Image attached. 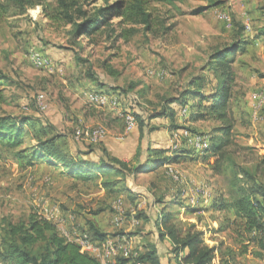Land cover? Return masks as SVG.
I'll return each instance as SVG.
<instances>
[{
	"label": "rangeland",
	"instance_id": "1",
	"mask_svg": "<svg viewBox=\"0 0 264 264\" xmlns=\"http://www.w3.org/2000/svg\"><path fill=\"white\" fill-rule=\"evenodd\" d=\"M105 1L92 0L89 8L102 5ZM214 1L220 3L213 7H209V0H174L172 6L156 4L154 13L164 22L154 33H146L141 26H135L127 40L120 38L113 42L103 31L93 36L91 41L80 38L74 44L67 33L69 27L50 22L41 14L38 5H17L13 1L0 0L6 8L0 16V70L12 81V85L2 87L6 95L3 110L16 118L29 116L35 119V129L40 124L47 125L48 132L59 135L60 144L68 151L75 148L80 152H90L89 158L97 159L102 150L107 149L109 155L132 162L133 146L126 143L120 149H110L112 146L106 142L109 128L104 124L101 126L107 129V135L102 141L92 144L74 139L77 126L101 124L85 121L79 115L80 109L89 111L93 107L96 118L104 116L117 120L107 107L103 111L89 104L87 94L95 90H131L125 93V96L128 94L126 102L135 98V113L147 118L151 112L160 109L163 97L177 94L193 75L201 73V67L211 51L234 40L236 31L243 26L244 39L250 44V51L236 53L235 71L253 74L257 80L253 84L246 81L233 85L230 110L234 119L233 136L245 155H239L235 160L249 166L243 158L254 161L264 155V140L253 133L252 123H263L264 112L260 113L263 118L253 120L250 100L248 102L254 91L264 87V0ZM220 11L230 17V25L218 17ZM163 27L170 29L163 32ZM34 53L46 59L47 64L36 65L32 60ZM108 69L117 75L111 74ZM148 69L165 70L167 75L162 79L150 77ZM203 73L209 76L208 71ZM41 93L46 98L47 109L44 111L35 103L37 94ZM122 121L120 118V137L138 136V147L145 149L151 140L157 141L158 138L163 146L171 144L169 122L164 118L146 120L147 126L141 133L138 125L132 132H125ZM179 123L189 126L184 120ZM215 124L218 123H197L200 131L206 133ZM114 125L116 127L118 123ZM254 128L261 130L256 124ZM26 130L20 147L0 144V220L2 217L23 219L33 211L54 213L65 221L67 228L73 227L77 231L88 230L85 221L90 220L108 236L129 235L135 250L141 243L137 240L142 233L148 240L159 238L158 219L165 206L167 211L179 212V223L192 222L203 230L208 245H216L220 241L232 244L233 230L214 232L218 221H222V215L206 211L207 207L204 210L203 206L207 204L204 203V196L194 195L191 191L196 185L206 184L214 196L218 195V190L224 193L226 180L231 178V169L226 177L214 178L205 162L189 159L177 165L171 164L181 176L179 181L167 175L163 165L135 177H126L123 184L126 187L129 184L128 193L109 194L102 191L98 185L101 178L76 189L61 173L38 163L28 166L27 161L18 162L13 158V152L34 143V130L29 127ZM191 193L195 196L194 203L190 201ZM178 195L179 199L175 200ZM118 197H123L126 212L121 226L113 224V206ZM191 208L196 212H189ZM97 210L98 213L93 214ZM133 218L139 221L135 226L131 225ZM167 244V238H159L158 251L164 264L169 260L166 257ZM250 251L252 257L241 256L236 264H264L255 255V247L251 246Z\"/></svg>",
	"mask_w": 264,
	"mask_h": 264
},
{
	"label": "trees",
	"instance_id": "2",
	"mask_svg": "<svg viewBox=\"0 0 264 264\" xmlns=\"http://www.w3.org/2000/svg\"><path fill=\"white\" fill-rule=\"evenodd\" d=\"M17 5H38L41 14L50 22L69 27L67 33L74 44L80 38H91L98 33L105 32L107 39L113 42L124 38L127 40L133 33L135 26H141L146 33H154L162 20L155 15L156 4L174 5V0H114L94 6L92 0H7ZM209 7L218 5L219 1L209 0ZM95 3V2H93ZM3 9V10H2ZM0 2V16L5 10ZM117 22H113L114 20ZM127 26V27H126ZM170 28L163 27V32ZM240 26L235 38L230 43L217 47L208 55L202 72L193 75L184 87L175 95L163 97L159 110L151 112L147 118H142L133 109L136 99H126L129 91L104 90L120 95L121 103L129 108L136 118V126L140 129L147 126L146 120L166 119L169 131L173 132L188 128L191 132H198L189 126H182L179 120L186 118L188 122L215 121L207 132L209 147L203 154L182 146L170 152L167 148L146 149V159L138 161L140 151L135 159L137 162H127L109 155L106 150L98 159L85 158L90 152L70 154L59 142L60 136L48 132L47 125L40 124L35 129L37 121L29 116L16 118L6 113L2 106L6 101L3 92L5 86L12 85L10 78L0 70V144L18 148L24 143L27 133L26 127L34 130V143L13 152V158L18 162L27 161L31 166L36 162H46L56 167H62L63 173L93 181L101 178L100 186L109 194L129 190L123 184L128 176L153 170L165 163H178L183 157H191L207 162L214 176L226 177L231 169V178L226 180L225 192L218 193L207 209L212 213H220L222 221H218L215 233L233 230L232 244L220 241L216 245L205 242V233L197 228L195 223L178 222V213L165 210L158 219V235L160 239L169 240V257L173 264H236L237 258L245 255L248 248L257 249L255 254L263 260L264 254V155L254 161L247 162L249 166L237 163L239 155H244L243 149L236 143L234 133V119L230 110L235 81V55L242 52L248 45L244 39ZM119 31L116 33V31ZM264 28H262V33ZM116 33V34H115ZM108 71L117 75L111 69ZM209 72L205 76L203 72ZM91 77V76H90ZM129 101V102H128ZM182 108H186V117L180 115ZM44 111V110H43ZM136 128V127H135ZM206 133V132H205ZM249 149V148H248ZM245 156V155H244ZM212 163H209L210 160ZM178 195L175 200L179 199ZM226 196V197H225ZM159 202H162L159 200ZM93 212V214H97ZM189 212L195 213L194 208ZM88 233L91 238L100 242L108 234L99 230L90 220H86ZM0 264H101L97 258L81 253L79 246L62 236L55 223L38 216L36 211L30 212L26 218L13 220L2 217L0 220ZM115 264H164L158 255L152 240L141 241L135 254L128 257L118 256Z\"/></svg>",
	"mask_w": 264,
	"mask_h": 264
},
{
	"label": "built area",
	"instance_id": "3",
	"mask_svg": "<svg viewBox=\"0 0 264 264\" xmlns=\"http://www.w3.org/2000/svg\"><path fill=\"white\" fill-rule=\"evenodd\" d=\"M218 17L222 19L227 25H230V17L225 12H218ZM246 29H248V26H246ZM32 60L36 65L42 66L47 64V60L44 58L42 59L37 53L32 55ZM147 74L150 77L158 79H162L167 75L165 70L157 69H148ZM86 97L88 103L93 106L100 108L107 107L115 110L116 115L123 119L126 132H130L136 127L137 122L134 114L129 108H123L121 97L117 93L107 92L104 90H95L89 92ZM35 99V103L39 109H47L46 98L43 93L37 94ZM250 108L252 110L251 117L253 120H259L260 118H263L260 113L264 112V87L254 91L250 95ZM186 114V108H182L180 115L182 117H186ZM106 135L107 129L101 125L94 127L77 126L74 130L73 137L75 140H85L89 143L95 144L102 141ZM182 146H185L198 154H203L209 147V136L205 132H191L188 128L171 132L170 152H173ZM164 169L166 174L169 175L173 180H181V176L172 168L171 163H165ZM191 191L194 193V195L202 194L204 198L210 196V190L206 184L196 185L191 189ZM194 198L195 196H193L191 193L190 201L192 203L195 201ZM113 209V224L115 226H121L126 212L120 199L115 201ZM37 214L39 217L55 223L60 234L69 241L76 243L79 246L81 253L94 256L101 264H115L116 258L118 256L128 257L132 254H135L133 241L129 235L121 234V236H108L105 238V240L96 242L86 232L77 231L73 227L67 228L65 221L61 218H58L54 213L45 214L37 211ZM70 221H73V217H70ZM138 223L139 221L136 218H133L131 221L132 226H135Z\"/></svg>",
	"mask_w": 264,
	"mask_h": 264
},
{
	"label": "crops",
	"instance_id": "4",
	"mask_svg": "<svg viewBox=\"0 0 264 264\" xmlns=\"http://www.w3.org/2000/svg\"><path fill=\"white\" fill-rule=\"evenodd\" d=\"M250 51V44H248L246 47H245V49L242 51V53H245V52H249ZM242 70V69H241ZM243 71H238V72H236L235 71V81H234V84H236L237 82H239V83H244V82H246V81H249L250 83H254L257 79H255V77L253 76V74H244V73H242ZM165 78V77H164ZM249 100H250V97H249V99H248V102H249ZM91 106V105H90ZM94 109L95 108H93V107H91V110H89V111H87L86 109H80V112H79V115L81 114V116H82V118L85 120V121H89V122H95V123H101L100 125H102V124H104L105 126H108V128H109V135H108V137H107V143H108V145H111L112 146V148H110V149H114V148H118V149H120V148H122L126 143H130L131 144V146H133L131 149H132V151H133V160H132V163H135V162H137V160L135 159V155H136V153H137V151L139 150L140 151V156H139V159H138V161L140 160V161H144L145 159H146V149H147V147L148 146H151L152 148H167V146H163V144H162V141L160 140V138H158L157 139V141H152L151 140V142H150V145H148V146H146L145 147V149H143V148H141V147H138V140H137V137L138 136H131V137H128V138H124V139H122L121 137H120V132H119V117L116 115V112H115V110H112V109H110V108H107L111 113H112V115L117 119L116 121L115 120H112V118H105L104 116L103 117H99V118H96V116H95V114L93 113V111H94ZM96 109H99V108H96ZM100 110H103L104 111V109L103 108H101ZM107 111V110H106ZM119 118V119H118ZM184 119V121H185V124L186 125H189V127L190 128H193V129H196L198 132H202V131H200V127L197 125V123H199V122H201V121H199V122H188L187 120H186V118H183ZM180 121H182L181 119L179 120V122ZM123 122V121H122ZM115 123H118V126L116 125V127H115ZM253 123V133H257V135H258V137H261V138H263V140H264V121H263V123H260V122H252ZM123 124H124V122H123ZM255 124L256 125H259L260 127H261V130L259 129V130H256L254 127H255ZM135 129V128H134ZM133 129V130H134ZM124 130H125V124H124ZM132 130V131H133ZM132 131H130V132H132ZM126 132V131H125ZM129 133V132H128ZM111 134V135H110ZM165 138L163 137L162 138V140H164ZM110 146V147H111ZM262 148H264V144H263V147ZM65 149V148H64ZM66 150V149H65ZM107 150V149H106ZM66 151H68V150H66ZM107 151H109V150H107ZM70 154H75V153H78V152H80L79 150H77V149H73V150H71V151H68ZM110 152V151H109ZM108 152V153H109ZM262 152L264 153V149L262 150ZM89 155H90V153H88V154H85L84 155V157L85 158H89ZM112 155V154H111ZM88 156V157H87ZM114 156V155H113ZM115 157H117V156H115ZM119 158V157H118ZM90 159H93V158H90ZM98 159V158H97ZM120 159V158H119ZM189 159H194V158H191V157H183V158H181L180 159V161L179 162H182V161H184V160H189ZM198 160H200L199 158H198ZM200 161H202V160H200ZM212 159L210 160V162L209 163H212ZM178 162V163H179ZM202 162H204V161H202ZM36 163H38V165H40V166H42V167H45V168H47V169H52V170H54V171H56L55 173H61L62 175H64V177L65 178H67L68 180H70L73 184L72 185H74L75 186V188L76 189H78L79 188V186H83V185H85V186H87L86 184H89L91 181H85V180H82V179H80V178H76V177H72V176H69V175H67L66 173H63L62 172V170H63V168L62 167H56V166H53V165H50V164H48V163H46V162H36ZM178 163H174V165H177ZM206 163V165L208 166V168L210 169V166H209V164L207 163V162H205ZM35 164V163H34ZM211 170V169H210ZM149 171H151V170H149ZM147 171H145V172H142V174L143 173H146ZM139 174H141V173H139ZM138 175V174H137ZM213 175V174H212ZM214 176V175H213ZM132 177H135V176H132ZM217 177H219V176H214V178H217ZM101 181V180H100ZM98 185H99V187L102 189V191H105L101 186H100V182L98 183ZM127 189L129 190V184H127ZM218 191H220L219 193H221V192H223V190H218ZM217 196V195H216ZM214 195L212 194V192L210 191V196H208V197H206V198H204V203H207L205 206H203L204 208V210H205V207H207V209L209 208V206L211 205V202H212V200L214 199ZM226 197V196H225ZM118 199H120L121 200V202L123 201V197H118ZM122 205H123V202H122ZM207 209H206V211H207ZM174 212V211H173ZM210 212V211H209ZM210 213H212V212H210ZM149 220V219H148ZM214 223H216L215 221H214ZM145 240H148L144 235H143V233H142V235H141V237L139 238L138 237V242L139 241H145ZM153 243L155 244V246H156V249H157V252H158V255H159V251H158V243H159V238L158 237H156L155 239H154V241H153ZM169 244H167V250H166V257H169V254H168V250H169V246H168ZM251 247V246H250ZM250 247L248 248V252L245 254V255H243L244 257H248V258H250V257H252L251 256V251H250ZM160 256V255H159ZM239 258V257H238ZM237 258V259H238ZM160 259L162 260V258L160 257ZM259 260V259H258ZM168 263H170V264H173L174 262H173V260L172 261H168ZM218 263V258H216L215 260H214V263L213 264H217ZM260 264H262V263H260Z\"/></svg>",
	"mask_w": 264,
	"mask_h": 264
}]
</instances>
